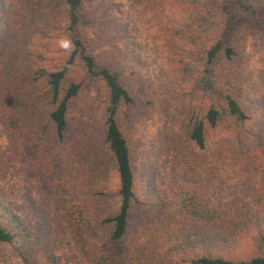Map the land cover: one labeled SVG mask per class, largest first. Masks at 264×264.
Returning <instances> with one entry per match:
<instances>
[{
	"label": "rangeland",
	"instance_id": "374dc122",
	"mask_svg": "<svg viewBox=\"0 0 264 264\" xmlns=\"http://www.w3.org/2000/svg\"><path fill=\"white\" fill-rule=\"evenodd\" d=\"M159 1L83 0L87 51L133 97L117 114L130 147L135 199L130 231L116 245L103 222L118 211L120 198L105 142L102 82L81 64L70 69L68 79L80 88L69 102L62 138L46 111L38 128L23 116L22 104L42 87L45 71L62 67L73 49L66 4L0 0V200L12 211L0 219L12 217L18 241L29 246L28 263L10 264H87L94 253L137 248V256L159 253L155 264H193L202 252L187 233L194 198L229 206L249 201L264 211V201L246 198L253 191L264 195V36L227 0H162L160 8ZM219 39L235 57L229 63L221 55V74L215 68L213 75L219 80L234 66V93L248 119L239 131L209 129L200 149L189 129L208 107L200 79L207 50ZM61 41L69 46L60 47ZM260 222L264 233V218ZM173 244L182 248L172 251ZM10 249L0 246L1 253ZM217 251L233 259L258 254L248 235Z\"/></svg>",
	"mask_w": 264,
	"mask_h": 264
},
{
	"label": "trees",
	"instance_id": "16d2710c",
	"mask_svg": "<svg viewBox=\"0 0 264 264\" xmlns=\"http://www.w3.org/2000/svg\"><path fill=\"white\" fill-rule=\"evenodd\" d=\"M202 1L208 2L210 5H220L225 0ZM227 1L242 16H246L245 18L250 20L253 28L260 31L264 36V0ZM64 2L68 11L67 30L71 36L73 49L62 67L45 71L42 87L33 91L22 104L24 106L23 116L28 114L27 117L31 119L30 124L33 128H38L40 121L45 118L43 113L46 111V117L52 123L55 135L62 138L68 126L69 102L77 95L80 88V82L68 79L70 69L81 64L86 75L95 76L102 82L108 96L105 107V142L118 173L117 194L120 198L118 211L105 216L103 222L109 226L110 239L118 245L124 241L130 231L129 215L135 199V187L130 147L117 120V114L121 104L132 103L133 97L121 85L117 74L111 72L107 67H100L94 55L87 51L80 27L83 0H64ZM158 6L159 8L163 6L162 0L159 1ZM229 13L230 8L227 9V15ZM221 55L230 63L234 60L235 50L232 46L226 45L222 39H219L207 50L206 66L204 67L205 76L200 79V87L204 97L208 100V107L202 115L194 116L189 129V138L200 149L206 147L209 129L223 125L233 132L239 131L248 119L246 111L234 93L232 81L234 80V66L226 68L225 73L219 76V80L213 75L215 68L220 72L217 65ZM11 135L15 136V133H11ZM249 197L258 202L264 201V195L261 192L248 193L246 198ZM192 199L193 196L191 195L187 201ZM9 205V202L0 200V209L4 210L3 213H0V218L12 213ZM189 209V217L194 222L193 227L187 231L191 236L190 243L191 241L195 243L192 245L193 248L197 247V243L202 246V252L196 254L195 258L192 259L193 264H264V233L260 225V221L264 218V211H261L256 203L246 201L240 204L234 203V206L215 205L198 197L194 198ZM13 223L15 220L12 217H7L6 221L0 219V246L11 247L6 253L0 252V262L10 264V262L15 263L17 259H23L25 263H28L29 246L24 241H18ZM200 230L203 231L201 236H199ZM181 234L183 238L186 236L184 232ZM243 235L250 236L258 254L244 259H233L227 258L217 251V248L229 247ZM167 238L165 236V239ZM199 238H201L200 241L196 242L195 240ZM158 241L163 242L161 239ZM168 248L177 251L182 246L173 244V246L169 245ZM139 250L140 248L133 252H125L121 249L94 253L87 264H148V261H150L149 264H155L154 261L158 259L159 253L155 255L152 250L142 251L141 256H137Z\"/></svg>",
	"mask_w": 264,
	"mask_h": 264
},
{
	"label": "clouds",
	"instance_id": "9594fccd",
	"mask_svg": "<svg viewBox=\"0 0 264 264\" xmlns=\"http://www.w3.org/2000/svg\"><path fill=\"white\" fill-rule=\"evenodd\" d=\"M69 45H68V43L67 42H65V41H61L60 42V47H62V48H67Z\"/></svg>",
	"mask_w": 264,
	"mask_h": 264
}]
</instances>
